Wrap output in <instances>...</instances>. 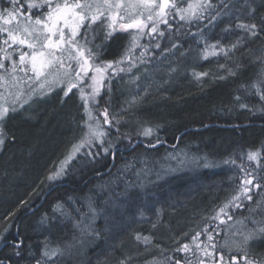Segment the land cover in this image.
<instances>
[{
    "label": "trees",
    "instance_id": "1",
    "mask_svg": "<svg viewBox=\"0 0 264 264\" xmlns=\"http://www.w3.org/2000/svg\"><path fill=\"white\" fill-rule=\"evenodd\" d=\"M245 1L243 5L227 0L230 15L218 17L200 33L205 41L215 37L223 43L243 37L229 56L194 59L188 54L196 51L194 47L181 46L164 67L171 68L179 57L190 58L188 67L193 74L186 79L166 78L159 65L146 67V74H153L146 75L139 86H121L117 93L120 83H111L113 91L109 90L105 105L117 128L104 130L112 148L108 153L93 148L94 160L84 155L73 160L61 179L53 181L48 176L71 143L84 133L81 105L74 96H50L21 113H9L2 123L5 143L0 148V233L7 229V241L22 239L23 244L16 255L11 243L0 242V261L33 264L35 259L52 264L60 260L69 264L60 252L66 239L73 238L76 244H84L80 251L88 261L85 264H174L175 260L197 264L200 259L204 264H222L220 256L229 260L235 254L241 262L242 251H229L220 243L225 228L211 242L216 245L214 249L210 246L211 257L195 245L192 236L207 231L215 210L237 184L242 172L235 156L258 151L259 163L264 164V32L250 38L236 28L237 23H260L264 0ZM211 5L204 11L206 19L217 10ZM249 5L256 9L254 16L249 15ZM7 8L12 9L9 0H0V10ZM189 27L190 23L177 28L179 31L169 34L171 39L161 41L160 46L172 40L185 41ZM226 28L230 31L225 32ZM5 34L0 33L4 51L8 46ZM122 44L123 35L113 34L103 57H115ZM249 51L253 52L250 56ZM197 73L207 75L198 77ZM173 81L180 83L171 85ZM146 129L152 130L150 135H144ZM248 171H261L257 161ZM120 180L125 186L117 183ZM252 196L251 201L244 199L235 213L245 220H240L241 224L250 223L251 227L264 213L250 217L248 206L264 205V189L253 188ZM151 202H160L159 215L151 209ZM81 224L86 230H81ZM137 234L149 237L150 242L137 240ZM90 243L95 245L89 248ZM184 244L191 250L178 252ZM53 246L60 252L43 260L40 252L49 253ZM254 254H264L263 239L252 243L249 255Z\"/></svg>",
    "mask_w": 264,
    "mask_h": 264
},
{
    "label": "snow or ice",
    "instance_id": "2",
    "mask_svg": "<svg viewBox=\"0 0 264 264\" xmlns=\"http://www.w3.org/2000/svg\"><path fill=\"white\" fill-rule=\"evenodd\" d=\"M9 2L12 5V9L4 10L6 16L4 13H0V21H3L4 25H12V27H0V32L7 34L4 44L10 48L13 45L17 46L14 50L19 52V64L24 65L26 62L30 64L31 71L37 80L45 76L47 70L53 67L64 70L66 76L74 73L78 83L83 82L90 72L93 73L91 76L92 82L87 85L90 88V93H85L84 88H80L81 98L85 100L86 104L89 97L94 103H98L96 98L100 94V87L107 70L113 69L115 65L122 63V61L112 62L100 59L103 44L108 42L118 29L122 31L136 30L141 35L158 34L163 37L165 33L160 31L158 26L164 24L170 28L171 25L167 19L169 15H178L181 21L191 22L193 19H203L201 13L212 7L210 0H194L193 3H188L185 8L179 7L176 0H72L71 3L68 0H62V2L61 0H25V3H21V0H9ZM25 7L28 9L27 13L24 12ZM249 8V15L254 16L256 9L251 7V5H249ZM45 9L47 11H44ZM33 10H36L35 13ZM212 19L215 20L216 17H212ZM260 19L261 22L259 24L255 22L237 23L236 28L247 32L250 38H254L264 32V16H261ZM146 28L149 30L148 33L144 32ZM81 29L85 31L81 33ZM89 31L93 33L92 39L88 38ZM224 31L229 32L230 29L226 28ZM101 35L103 37L102 43H95V40ZM78 36L83 39V43H81L80 39H77ZM138 38V36L132 37V47L136 46ZM242 40L243 37L238 38L229 47H224L217 41L210 47L217 49L224 56H229L232 51L240 46ZM89 45L91 46L89 47ZM24 47L29 49L30 52L21 51ZM156 47H160V45L157 44ZM173 47H176V45L173 44ZM0 51L4 50L0 49ZM65 54L67 64L65 62ZM11 56V52L5 53L3 59H0V69L5 67L3 61L11 59ZM15 63L13 62V71H15ZM120 70L123 71V69ZM194 75L199 77L207 74ZM43 86L41 84V87ZM77 86V84L71 85L68 91L70 92L72 88ZM256 90L258 92L262 91L260 88ZM65 95H67V92ZM261 98L264 99V95ZM242 107L244 106L242 105ZM10 111L16 112L17 108L13 106L9 109L8 107L0 106V147L5 143L2 122ZM101 115L104 117L105 124H111L106 109ZM89 119L95 120V124L85 121L87 132L84 138L79 144L73 146L72 152L62 162L60 169L54 175L49 176L50 180L58 178L65 167H67L69 161L86 145L101 147L104 153H108L112 148L111 143L106 140L108 132L101 128L99 120L92 117L90 112ZM151 131V129H146L144 135H150ZM105 143H108V147H103ZM99 154L96 153L95 155L98 156ZM85 155L92 160L95 159V156L90 151L86 152ZM247 159L249 161H257L261 171L258 173L249 172L241 167V171L245 172V178L242 180L238 194L232 198V201L239 200L241 197L251 201L253 199V188L257 190L264 189V164L259 163L260 153L258 151L249 152ZM225 163H228V161H225ZM232 163L235 162L232 161ZM224 207L226 208L227 205ZM220 211L224 212V208H221ZM6 233L7 229H5L4 233H0V242L11 243L13 249L17 250L15 254L20 255L18 249L22 246L23 240L7 241ZM197 235L200 234L197 233ZM136 239H143L145 244L150 242L149 237H141L139 234H137ZM260 239H264V227L249 230L239 244L233 241L237 249L244 252L243 257H241L244 264H264V254L251 256L248 254L252 243ZM195 240L196 237L194 236L193 241ZM212 240L213 237L209 235L208 241L211 242ZM197 247L199 248L200 245H197ZM211 247L214 249L216 245L213 243ZM190 250L188 244H184L182 248L177 249L178 252L182 251L185 253ZM52 254L55 255L56 252ZM205 255L211 257L213 253L205 251ZM44 256H48V252H45ZM219 259L223 261L224 257L220 256ZM0 264H4V262L0 261ZM36 264H40V261H37ZM174 264H181V261L175 260ZM185 264H191V262L185 261ZM197 264H204V260H198ZM230 264H238L237 256L231 257Z\"/></svg>",
    "mask_w": 264,
    "mask_h": 264
},
{
    "label": "rangeland",
    "instance_id": "3",
    "mask_svg": "<svg viewBox=\"0 0 264 264\" xmlns=\"http://www.w3.org/2000/svg\"><path fill=\"white\" fill-rule=\"evenodd\" d=\"M232 1H234L236 3H242L243 5L246 3L245 0H232ZM250 1H253V0H250ZM61 2H62V0H61ZM68 2L71 3L72 0H68ZM176 2L178 3L179 7L185 8V7H187L188 3H193L194 0H176ZM210 3L215 5L217 10H215L213 13H211V15L207 19H206V15H205L206 11L205 12L203 11L201 13V15L203 16V19H193L191 22L181 21L179 19L178 15H169L167 17V19H168L171 27L169 28L167 25H164V24H160L158 26L159 30L163 31L165 33V37L164 36L161 37L158 34H143V35H141V34L137 33L136 30L122 31V30L118 29L114 34L121 33L123 35V44L120 47L118 54L113 58H106L105 59L103 57V49H104L106 43H108V42H106L103 44L102 55H101L100 59L102 61H112V62L122 61V63H120L119 65H115L113 69L107 70L104 81L102 83V86L100 87V94L96 98L98 103H94L89 97L88 102L86 104L85 100L81 98L82 94H81L80 88H84L85 93H90V88L87 87V85L91 84V82H92L91 76L93 75V73L90 72L89 76L85 77L83 82L78 83V79L75 77L74 73L72 75L66 76L64 73V70L59 69L58 67H53V68L47 70L45 76H42L39 80H37L31 71V65L30 64H28L27 62L24 65L19 64V52L14 50L17 48V46L14 45L11 48L9 47V49L7 48L8 46L5 48L4 53L0 54V59H3L6 52H11L12 56H11V59H8L7 61L6 60L3 61L5 64V67L3 69H0V106L8 107L9 109H11L13 106H15L17 108L16 112L21 113L25 109H28L30 107V105L36 103L37 101H42L44 99H47L50 96L57 95L58 98L61 99V98L66 96L65 95L66 92H67V95L71 94L74 96V99H75V102L77 103V105H79V104L81 105L80 106L81 119L84 122L82 124L83 125L82 131H84V133L79 137V139L77 141H74V143H71L70 147L67 149L68 152L65 154L63 159L56 165L55 170L49 176L54 175L60 169L62 162H64L66 160V158L72 152L73 146L79 144L81 142V140L84 138L85 133L87 132V128L85 126V121H88L89 123L95 124V120L89 119V112L91 113L92 117L99 120L100 126L103 130L105 129V127L107 129H110L113 126V128H112L113 130L115 129V127L117 128L116 124L113 121V120H115V118L112 119L113 115L111 114V112H109L108 107L105 105V102L108 98L107 96H108L109 90L113 91V89H111V87L113 86L112 84L114 82L120 83L118 90H116L117 93L119 92V88H121V86H123V87L125 86L126 88L136 87L137 85L139 86L140 83H142V81L144 80V78L147 75L146 74V67L153 66L152 68H154V67H157L159 65H160L159 69L166 76V78L168 77V79H172V78H176V79L177 78H184V79H186L191 74H193V70L190 67H188V62H189L190 58H180L179 57V60L177 62H175V64L171 68L170 67H164V65L167 62V59L174 56V54H173L174 50L178 47H181V46L182 47L183 46L188 47V45H189L190 48L194 47L193 50H196V51L188 52V54L191 57H194V59L198 58V56L202 60L208 59V58H213V57H218V56L225 57L223 55V53L219 52L217 49L211 48L210 46L215 44L217 41H219L222 46L229 47L230 45H232L235 42L229 43V39H225L224 40L225 43H223L221 39H219V38L215 39V37H212V39H209L208 41H205L204 39L200 38V33L202 32V29L205 28L207 24H210L214 21L212 19L213 16H215L217 19L218 17L219 18L227 17L231 13V12L227 11V4H228L227 0H210ZM4 10H9V9L8 8L7 9H1L0 13H4ZM44 11H47V9H45ZM4 14L6 16V13H4ZM243 19L245 20L246 18L243 17ZM246 20H248V19H246ZM249 20H251V19H249ZM252 22H255V21H253V20L250 21V23H252ZM181 23L183 25H181ZM188 23H190L191 27H189V29L187 31V32H189L188 36L184 38L185 41L178 40V41L174 42L172 40V41H170V43L166 44L165 46L163 45L160 47H156V45L157 44L160 45V42L163 40H164V43L169 41L171 39V35H169V34H172L174 31L178 32L179 30H177V28L181 29V26H184V25L186 26ZM0 25H2V27H9V28L12 27V25H4L3 21L0 22ZM84 31H85L84 29H81V33H83ZM148 31L149 30L147 28L144 30L145 33H148ZM0 33H3V32H0ZM5 35L7 36V34H5ZM92 35H93V33L91 31H89L88 32V38L92 39ZM133 36L139 37L137 42H136L135 47H132V44H131ZM190 36H194V38H191ZM77 39H80L81 43H83V39L81 37L78 36ZM102 39H103V37L101 35L99 38H97L95 40V43H97V44L102 43ZM173 44H175L176 47H173ZM90 46L91 45H89V47ZM129 49H130V51H129ZM21 51H29L30 52V50L27 49L26 47L22 48ZM198 53H199V55H198ZM248 54L250 56L251 54H253V52L249 51ZM174 58H176V57H174ZM13 62H16L15 63V71H13ZM65 62L67 64L66 54H65ZM152 63H153V65H152ZM171 64L172 63H170V65ZM22 69H24V70H22ZM120 69H123V71H121ZM163 71H165V72H163ZM263 72H264V70H263ZM152 74H153V72L151 71L147 75L148 78L151 77L150 75H152ZM197 74H200V73H197ZM112 80H114V81H112ZM108 81H112V82H108ZM107 82H108V84H106ZM173 83H175V84H171V85H176V84L180 83V81H173ZM41 84H43L44 86L41 87ZM73 84H77L78 86L72 88V90L69 92L68 88ZM154 85H156V84H154ZM169 85L170 84H168L167 86H169ZM21 105H22V107H21ZM105 109L107 110L108 119L111 121V124H105L104 123V117L101 114L104 112ZM9 113H15V112L10 111ZM116 114H118V113H116ZM114 117H116V116L114 115ZM2 128H3V126H2ZM105 131H107V130H105ZM122 137L125 138L124 136H122ZM107 140H108V138H107ZM115 144H116V142H115ZM111 145L113 146V143ZM103 147H107V145L106 146L103 145ZM93 148L98 149V146L97 147H90V146L86 145L84 148H82L80 150V152L77 153L71 159V161H69V163H68L67 167H65L63 173L58 178L53 179V181L61 179V177H63L65 175V170L69 167V165L73 162V160L79 159L80 157H82V155H84V157H88L85 155V153L91 151ZM99 149L102 150L101 147H99ZM249 152L250 151L243 153V154L241 153L240 156H235V159H236L237 163L239 164V167H244V165H245L244 168L246 169V171H248L249 169L252 170V165L255 162V161H249L247 159ZM251 152H256V151H251ZM241 160H242V162L240 163L239 161H241ZM182 162H183V164H185V162L183 160H182ZM186 164H188V163H186ZM248 167H250V168H248ZM160 170H162V168L157 170L154 174L157 175L158 171H160ZM49 176H48V178H49ZM244 178H245V172H242L238 175L237 184L235 185L233 190H231V193L228 196V198L225 199L224 204L215 210V214H214L215 216L212 219L211 224H209L207 231H203V232H205L204 234H200V235L195 234L194 235L196 237V240L194 241L195 245H200V248H203L204 252L205 251L211 252L210 246H211V242L214 241V238H215L214 236H220L221 231L224 228L226 229L225 230L226 234H225V237L223 236L224 238L222 240L220 239V243L223 247H226V248H228L229 251H232L231 249H237L236 245L233 244V241H236L237 244H239L240 242H242L243 237L245 235H247L249 230H251L253 228L264 227V218H262L258 221H256L254 219L253 221H255V223L253 224V227H251L250 223L248 224V226H247V224L246 225L241 224L240 220L245 221L244 219H242L238 216L235 217V213L238 212V210H239L238 208L240 207L241 202L246 198L241 197L239 200H236V201H232V198L238 194V192L240 190V185H241L242 180ZM231 179H232V177H231ZM117 183L122 185V186H125V184L121 180L117 181ZM102 190L105 192V188H103ZM132 193H133V190H132ZM162 198H167V196L166 197L162 196ZM159 203H155V204H153L152 202L150 203L151 209L152 210L154 209L153 212L155 211L156 215H159L157 213V211H161V208H162V207H160ZM157 204H158V206H157ZM225 205H227L226 208L224 207ZM237 205H239V206H237ZM85 207L89 208L88 204H85ZM248 207L250 210L248 209L247 212L249 211L248 215L250 217L254 216L255 218H257L259 215H263V213H264V205H260V206L259 205H250ZM221 208H224V212L220 211ZM256 215H257V217H256ZM229 217H231V219H229ZM97 219L98 218L96 217L95 220H97ZM100 220H101V218H100ZM199 223H202V221ZM81 225L82 226H80V228L83 231L85 229L84 228L85 226H84V224H81ZM164 226H166V225L164 224ZM69 229L70 228H68V230ZM82 235H84V234H82ZM209 235H211L213 237V240L211 242L208 241ZM194 236H192V241H193ZM66 240H67V243H66V245H63L61 247V252L59 251L58 247L56 248V246L55 247L53 246L54 248H52L49 251L48 256H44L45 252L44 253L40 252L39 256H41V258H43V260L44 259L50 260L51 257L50 258H47V257L51 256L53 252L57 251V253L60 252L61 258H63V259L65 258L66 262H68L69 264L73 263V262H74V264H76V263H78V264L88 263L86 258H83L85 256L80 251L84 247V244H81V243L76 244L77 241L76 240L74 241L73 238L72 239L68 238ZM102 242H105V238L100 242L99 245H101ZM226 244H228V246H226ZM94 245L95 244L90 243L89 248L94 246ZM104 250H105V247H104ZM249 251H250V249L248 250V254H249ZM241 253H240V255H241L240 257H243L244 252L242 251ZM53 256H55V255H53ZM232 256H236V254L232 255ZM223 257H224V260H223L222 264H230L231 258L228 260L225 256H223ZM207 260H209V259H207ZM225 260H228V261H225ZM239 260L241 262L240 263L238 262V264H244L243 259H239ZM36 262L37 261L34 259L33 264H36ZM61 263H62V261L57 260V261L53 262L52 264H61Z\"/></svg>",
    "mask_w": 264,
    "mask_h": 264
},
{
    "label": "bare ground",
    "instance_id": "4",
    "mask_svg": "<svg viewBox=\"0 0 264 264\" xmlns=\"http://www.w3.org/2000/svg\"><path fill=\"white\" fill-rule=\"evenodd\" d=\"M46 190V189H45ZM95 225V224H94ZM93 247V246H92ZM25 256V255H24ZM27 257V256H26ZM22 264V263H21Z\"/></svg>",
    "mask_w": 264,
    "mask_h": 264
},
{
    "label": "flooded vegetation",
    "instance_id": "5",
    "mask_svg": "<svg viewBox=\"0 0 264 264\" xmlns=\"http://www.w3.org/2000/svg\"><path fill=\"white\" fill-rule=\"evenodd\" d=\"M121 34V33H120Z\"/></svg>",
    "mask_w": 264,
    "mask_h": 264
}]
</instances>
